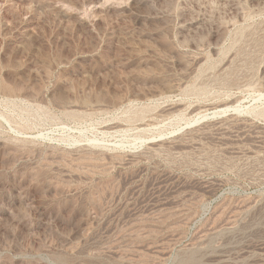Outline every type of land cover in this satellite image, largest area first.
I'll list each match as a JSON object with an SVG mask.
<instances>
[{
  "label": "rangeland",
  "instance_id": "rangeland-1",
  "mask_svg": "<svg viewBox=\"0 0 264 264\" xmlns=\"http://www.w3.org/2000/svg\"><path fill=\"white\" fill-rule=\"evenodd\" d=\"M0 264H264V0H0Z\"/></svg>",
  "mask_w": 264,
  "mask_h": 264
}]
</instances>
